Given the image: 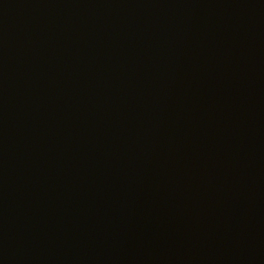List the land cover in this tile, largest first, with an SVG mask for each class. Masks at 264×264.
I'll use <instances>...</instances> for the list:
<instances>
[{
  "label": "water",
  "instance_id": "water-1",
  "mask_svg": "<svg viewBox=\"0 0 264 264\" xmlns=\"http://www.w3.org/2000/svg\"><path fill=\"white\" fill-rule=\"evenodd\" d=\"M0 264H264V0H0Z\"/></svg>",
  "mask_w": 264,
  "mask_h": 264
}]
</instances>
